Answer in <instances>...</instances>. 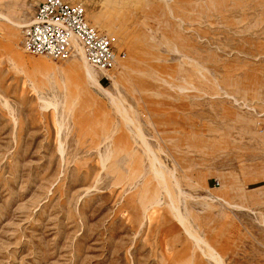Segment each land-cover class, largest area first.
<instances>
[{"label":"rangeland","instance_id":"374dc122","mask_svg":"<svg viewBox=\"0 0 264 264\" xmlns=\"http://www.w3.org/2000/svg\"><path fill=\"white\" fill-rule=\"evenodd\" d=\"M80 1L97 84L0 0V264H264V0Z\"/></svg>","mask_w":264,"mask_h":264},{"label":"built area","instance_id":"2783aa9c","mask_svg":"<svg viewBox=\"0 0 264 264\" xmlns=\"http://www.w3.org/2000/svg\"><path fill=\"white\" fill-rule=\"evenodd\" d=\"M74 38L82 44L89 62L101 70L116 68L127 56L125 51L116 50L114 36L100 31L88 21L86 8L81 3L44 0L32 22L22 30L26 52L55 60L70 58Z\"/></svg>","mask_w":264,"mask_h":264},{"label":"bare ground","instance_id":"6f19581e","mask_svg":"<svg viewBox=\"0 0 264 264\" xmlns=\"http://www.w3.org/2000/svg\"><path fill=\"white\" fill-rule=\"evenodd\" d=\"M25 26H27V25H25ZM73 42H74L73 52L75 50V53L72 52V55L70 56V58L73 56V58L70 60L73 62L72 67H74V65H78L86 73L88 78L93 83H96V84L99 83L98 76L100 75V73H102V74L104 73V74L108 75L109 77L114 78V75L111 74V72H110L111 70L110 71L101 70L89 62L82 44L76 38L73 39ZM70 58H68V59H70ZM68 59H66V60H68ZM119 66H116L117 69L120 68ZM61 67L66 69V70L70 69V66H67V67L61 66ZM113 98H114L113 100L115 102L116 98L115 97H113ZM116 106H118V105H116ZM189 233L191 235H193L190 231H189ZM193 237L196 238L194 235H193ZM196 239L198 240V238H196Z\"/></svg>","mask_w":264,"mask_h":264},{"label":"crops","instance_id":"0c3cea01","mask_svg":"<svg viewBox=\"0 0 264 264\" xmlns=\"http://www.w3.org/2000/svg\"><path fill=\"white\" fill-rule=\"evenodd\" d=\"M44 0H40V2L38 3V5H37V8H36V11H35V14H36V12H37V9H38V7H39V5L43 2ZM66 1H68V2H71V3H74V4H79V3H81V4H83L84 6H85V8H86V5L83 3V2H81L80 0H66ZM86 11H87V8H86ZM35 14H34V17H35ZM88 18V17H87ZM88 21L91 23V21L88 19ZM107 22V21H106ZM105 22V25H107V23ZM92 25H94L93 23H91ZM95 24H96V22H95ZM24 25H26V24H24ZM95 26V25H94ZM97 27V26H96ZM98 28V27H97ZM99 29V28H98ZM100 30V29H99ZM101 31V30H100ZM116 38V37H115ZM117 39L118 38H116V44H115V46H117ZM117 50V49H116ZM118 51V50H117ZM121 52V51H120Z\"/></svg>","mask_w":264,"mask_h":264}]
</instances>
